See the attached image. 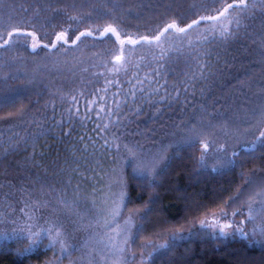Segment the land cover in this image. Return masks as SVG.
Instances as JSON below:
<instances>
[{"label": "trees", "instance_id": "1", "mask_svg": "<svg viewBox=\"0 0 264 264\" xmlns=\"http://www.w3.org/2000/svg\"><path fill=\"white\" fill-rule=\"evenodd\" d=\"M226 3L238 0H0V44L17 25L25 33L0 49V219L38 218L45 207L32 205L48 198V209L79 225L94 211L88 201L95 177L108 179L113 169L126 184L122 212L133 219L128 264H264V239L201 226L214 213L224 219L237 212L264 177V139L227 155L226 167H209L203 158V140L219 113L224 128L230 120L264 117V110H246L264 82V0H248L246 12L229 10L224 28L218 19L178 31ZM173 21L177 27L159 41L126 49L133 51L128 76L147 80L131 88L125 84L136 83L126 78L125 87L103 98L88 95V75L120 49L119 40L160 34ZM109 27L116 32H105ZM225 29L231 35L221 36ZM61 31L68 44L43 47ZM82 32L92 35L73 44ZM27 33H35L36 52ZM100 101L103 111L91 109ZM171 130L176 139L163 141ZM134 144L161 155L154 172L140 166ZM29 243L1 239L0 264H49L57 256L47 237L21 255Z\"/></svg>", "mask_w": 264, "mask_h": 264}, {"label": "rangeland", "instance_id": "2", "mask_svg": "<svg viewBox=\"0 0 264 264\" xmlns=\"http://www.w3.org/2000/svg\"><path fill=\"white\" fill-rule=\"evenodd\" d=\"M226 14L228 15V13ZM226 14L219 20L217 27L224 28L228 26L227 21L224 20V18H227ZM30 39L32 40V44L38 45V40L35 36L32 35ZM133 39L136 38L134 37ZM129 48H133V51L134 49L136 50V46L126 43L119 50L115 51L112 57L100 69H95L94 73L88 75V95L101 94L103 98V92L111 91V88L114 86H120L121 89L125 87L123 85L126 83V78L134 79L136 84H133L131 81L129 84H125L131 88L132 86H138L139 83L148 79L141 73L128 76L134 68L130 57L133 55V51H126ZM121 54L125 58L117 62L115 56ZM98 84L100 87H96ZM101 84H105V87ZM126 89L128 88L126 87ZM130 93H127L126 96H129ZM248 104L250 107H246L248 112H252V109L254 111L257 109L264 110V82L259 84L257 93L252 94V97L248 100ZM142 107L143 104H137L136 111H139L138 109ZM103 108V101L91 104V109L103 111ZM225 118L226 116L219 113L218 117L214 118V122H211L212 127H215V129L203 140L204 145H208L207 151L204 150L203 158L207 161L209 167L215 169L226 167L228 165V158L240 147H253L259 143L260 140H256V137L259 136L260 130H264V124H262L264 117L262 119H255L253 116L248 119L230 120L226 124L228 128L226 126L225 128L221 127L222 125L218 124L220 119L221 121L227 120ZM215 122L216 124H213ZM95 124L96 121L93 122V125ZM107 125V123L103 122L102 124H97V126L104 129ZM237 126L245 130V132L238 133L236 130ZM164 133L166 132L164 131ZM168 133L169 135L163 134V141L168 137V140L173 142L176 139L174 130ZM246 138L251 139L247 141L245 140ZM253 141H255L254 144ZM117 145H121V139ZM227 155L228 158L226 159ZM159 159H161V155L158 153ZM160 164V161L155 164L156 169ZM148 171L154 172V165H151ZM108 176V179L103 175L95 177L98 186H93L89 191L88 201L90 206L94 208V211H89L91 214L89 215L88 213V218L81 215L79 225L75 220L72 221L68 217L62 218L57 209H48L49 206H46L41 216L35 217L33 220L30 219L31 221L18 220L7 216L0 219V240L13 237L26 238L30 232L39 233L38 237H34L38 241L35 245L37 246L44 240V237H47L50 244L53 238H55L56 243L52 245L56 247L57 256L49 264H128L131 239L128 237V232L133 219L122 212L125 205L126 184L122 174L120 177L119 174L113 175V169ZM252 190L251 195L246 197V204L239 207V209L237 208L239 210L237 215L233 217L229 213V217L223 219L218 216V213H214L210 218L204 220L205 224L208 225L207 227L221 235H241L235 229L243 228L244 232L247 233L246 236H252L253 239H264V195H262L264 194V177H262L259 186H255ZM118 195L119 198L117 197ZM41 200L48 201L49 199L43 198ZM249 217H252L251 221H249ZM87 220L91 221L89 226L86 224ZM241 221L243 223H240ZM54 222L58 225L55 229L53 228ZM21 223H24L25 227H22ZM229 223L232 224V227L225 228L222 234L220 231L221 226ZM45 229L49 230L47 234L44 232ZM57 232H59V235H57ZM27 240L29 241V239ZM61 241L63 242V246ZM76 254L77 257H75Z\"/></svg>", "mask_w": 264, "mask_h": 264}, {"label": "snow or ice", "instance_id": "3", "mask_svg": "<svg viewBox=\"0 0 264 264\" xmlns=\"http://www.w3.org/2000/svg\"><path fill=\"white\" fill-rule=\"evenodd\" d=\"M248 6H249L248 5V0H238V3H226L225 6L223 7V9H217V15L210 16V17H201L199 20H193L191 24L187 25V28L181 27V28L178 29V31L181 32V33H184L188 29H191L193 26L198 25V24H200L203 21L221 19V18H223L225 16L226 13L229 12V10H231L233 8H237L238 7V8L241 9L242 12H246L247 9H248ZM238 23H239V21H237V24ZM176 27H177L176 22L173 21L172 23L167 24L161 30L160 34L151 35V33H150L149 35L141 36L139 40L133 39L131 36H128L127 40H119V44L121 46H123V45H125L127 43V44L132 45V46H137V45H140L142 43H151L152 40L159 41L160 40V36L163 33L168 32L171 29H175ZM105 32H116V29L113 28V27H109V28L105 29ZM22 34H25V33L22 32V26L21 25H17L16 27L12 28L10 31L7 32V37L8 38L4 39L3 43L0 44V49L5 48L6 46L9 45L11 37H13L14 35H22ZM226 34L227 35H231V32H229L227 29H225L224 32L220 33L221 36H224ZM27 35H35V33H27ZM84 35H89L90 36V35H92V33L91 32H88V33H83L82 32V33H80V36H77L76 39L72 41V43L75 44L76 41L79 40L80 37L84 36ZM125 35H127V34H125ZM117 38H119V33H117ZM57 42H62V44H65V45L68 44V39L66 38V31H61L59 33H56L55 40L52 41L50 44L43 45V47L47 48L49 50H53V49L58 50ZM37 47H38L37 45L33 44L32 47H31V51L32 52H36ZM124 58L125 57H124L123 54L115 56V60L117 62L123 60ZM199 67L203 68L204 65H199ZM258 111H259V109L255 110L253 112V115H255ZM104 130H105L104 128L99 129V131H101V132L104 131ZM192 131H195V129H193ZM113 136H114V139H119V136H117L115 132H113ZM261 139H264V130H260L259 136L256 137V140H261ZM105 143L107 144L108 142L105 141ZM254 143H255V141H253V144ZM109 147H111V145H109ZM115 147H116V150L119 151L121 145H116ZM133 147L139 150L140 155L138 156V159H139L141 167L147 168L150 164L151 165H155L156 163H158V153H152L150 151H145L143 148H141V146L139 144H134ZM123 148H124V150L126 152H131V149L129 148L128 145H123ZM207 148H208V145L205 144L204 145V150L207 151ZM235 155H237V153H233V156H235ZM228 162H231V161L229 160ZM262 195H264V194H262ZM47 203L48 202H46V201L38 202L36 204H33L32 207L34 209H36V210H39L40 208L46 207ZM19 211L21 213H23L24 209L21 208V209H19ZM238 213H239V210H237V212H233L232 216L234 217ZM220 214L222 216H224V217L228 216V213L223 211V210H221ZM251 219H252V217H249V221H251ZM240 223H243V222L241 221ZM201 226L202 227H207L208 225L205 224L204 221H201ZM57 227H58V225L54 222L53 223V228L55 229ZM231 227H232L231 223L225 224V225L221 226L220 231L223 234L225 228H231ZM48 231L49 230L45 229L44 230L45 234H47ZM235 231L240 232L242 236H246L247 235V233L244 232L243 228L235 229ZM39 235H40L39 233H32V232H30L27 235L26 238L29 239L30 243L24 250H22L21 255H25L26 253L31 252L32 248L38 242L37 239H35L34 237H38ZM57 235H59V232H57ZM173 236H175V234H173ZM55 243H56V240H55V238H53V240L51 241V244H55ZM61 244L63 246V242L62 241H61ZM161 247H163V246H161Z\"/></svg>", "mask_w": 264, "mask_h": 264}]
</instances>
